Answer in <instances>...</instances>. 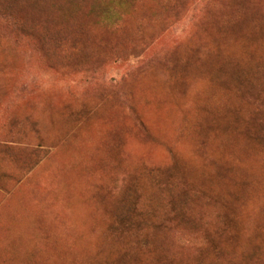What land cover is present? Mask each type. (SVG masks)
Here are the masks:
<instances>
[{"label":"rangeland","instance_id":"374dc122","mask_svg":"<svg viewBox=\"0 0 264 264\" xmlns=\"http://www.w3.org/2000/svg\"><path fill=\"white\" fill-rule=\"evenodd\" d=\"M21 2L0 264H264V0Z\"/></svg>","mask_w":264,"mask_h":264},{"label":"trees","instance_id":"16d2710c","mask_svg":"<svg viewBox=\"0 0 264 264\" xmlns=\"http://www.w3.org/2000/svg\"><path fill=\"white\" fill-rule=\"evenodd\" d=\"M18 1H19L20 3H22V2H21V0H18ZM18 10H20L21 12H23V11H22V9H21V8H19V7H18ZM23 13H24V14H26V15H27V16H28V17L31 19V17L29 16V14H28V13H26V12H23Z\"/></svg>","mask_w":264,"mask_h":264}]
</instances>
